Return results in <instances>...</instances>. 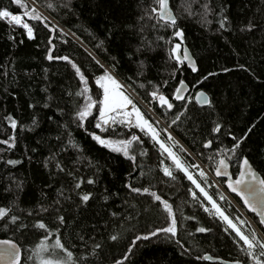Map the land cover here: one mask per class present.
Returning <instances> with one entry per match:
<instances>
[{
    "label": "trees",
    "instance_id": "1",
    "mask_svg": "<svg viewBox=\"0 0 264 264\" xmlns=\"http://www.w3.org/2000/svg\"><path fill=\"white\" fill-rule=\"evenodd\" d=\"M37 2L43 15L48 17L45 23L50 27L56 25L53 31L24 17L34 30V39H28L21 26L0 19V141L13 138L11 148L0 143V207L10 206V214L20 217L16 224L0 220V240H14L20 245L23 257L19 264H38L34 248L44 233L33 225L36 219H41L51 228L56 214L65 218V224L57 222L60 231L53 232L48 239L55 241L60 236L61 242L73 252V258L79 261L83 255L88 264H114L115 260H120L121 264H227L235 258L244 259L232 242L234 234L224 231L225 225L220 219L204 212L201 203L207 202L203 197L194 200L188 193V188L197 193L198 190L182 178V173L173 168L177 175L175 181L163 175L159 162L164 160L168 165L171 161L165 159L166 154L161 156L158 145L153 147L138 129L114 124L101 132L95 128L93 117L98 115L95 107L93 115L85 120L84 128L72 123L74 108L86 103L82 96L75 95L82 87L79 78L66 61L46 57L66 55L81 67L89 79L88 94L93 101L99 98L93 82V77L99 74L96 61L105 67L116 63L118 78L155 117L146 109L145 115L158 130L165 129V125L182 142L187 150L181 153L186 163L208 164L212 154L223 152L234 143L228 133L239 138L247 132L235 154L228 153L233 174L238 173L239 160L246 156L264 177L262 0H198L192 5L193 11H198L205 2L213 9V14L207 17L211 23L207 25L201 24L198 16L183 12L180 7L183 0H171L177 26L183 33L182 42L172 36L171 28L153 30L151 24L155 21H147L144 31H140L146 24V19H141L144 11L149 6H157L153 0ZM48 3L54 7L48 8ZM65 3L69 7H64ZM221 6H226L221 15L228 17L225 29L219 28L221 17L214 14ZM0 8L23 14V9L11 0H0ZM249 21L256 26L250 31H241ZM158 35L165 39L157 40ZM169 38L170 42L166 43ZM149 43L151 47L144 50L142 44ZM175 43H181L180 52L183 44L189 47L196 58L197 71L193 72L186 64H180L179 70L174 71L176 63L169 59L168 48ZM50 47L51 53L48 52ZM137 61H144L146 65L142 75L136 73ZM240 64L247 71L240 69ZM225 68L229 71H223ZM180 80L190 85L191 92L184 100L175 101L173 94ZM199 89L208 93L211 106H200L194 100ZM153 90L163 94L173 108L168 109L154 100L150 95ZM6 117L16 120L15 129L10 127ZM216 123L221 124V129L213 133ZM91 132L111 139H126L136 132L148 142H133L135 151L130 150L136 157L133 162L93 141ZM161 133L166 136L165 132ZM206 140L212 141L208 148L203 146ZM145 149L147 152L142 156L140 153ZM8 160L19 163L10 165L6 163ZM57 163L64 171L56 167ZM149 169L148 177L140 175L141 170L148 172ZM210 170L213 173L214 167L210 166ZM69 172L72 175H68ZM74 177L83 180L79 189L74 187ZM88 178L94 183L87 184ZM218 181L226 189L224 180ZM126 183L135 187L150 186V191L172 204L177 218L176 238L169 239L159 233L132 244L137 235L166 226V214L158 201L148 194L130 192L124 187ZM211 184L213 181H210L209 194L222 206L217 198L218 193L223 192ZM6 188L10 191H5ZM88 192L92 193L89 201L81 203L80 194ZM233 197L246 211L242 202ZM57 199L60 203L54 205ZM41 204L51 206L49 211L41 212L38 207ZM223 205L222 209L230 217L242 216L235 204ZM248 214L264 234L258 218ZM20 223L26 227L19 228ZM196 227H207L211 231L199 233ZM111 235H118V239L111 240ZM175 239L180 240L183 248ZM94 242L101 247L92 254ZM129 246L132 251L125 258ZM205 255L212 259H203Z\"/></svg>",
    "mask_w": 264,
    "mask_h": 264
},
{
    "label": "snow or ice",
    "instance_id": "2",
    "mask_svg": "<svg viewBox=\"0 0 264 264\" xmlns=\"http://www.w3.org/2000/svg\"><path fill=\"white\" fill-rule=\"evenodd\" d=\"M156 7L149 6V9L145 10L143 15L141 16L142 20L146 19V24L142 25L140 31L143 32L145 27L147 26V21H155V23L151 24V28L153 30H158L159 28L163 29H172V36L180 38L181 42L183 40L182 30L177 26V16L174 14L173 10L170 8L169 0H153ZM198 0H183V3L180 7L183 8V12L188 16H198L199 22L203 25H207L211 23L207 19L210 14H213V9L210 7L209 3L205 2L200 4L198 11H193L192 5L197 3ZM12 4L18 5L21 9H23V17H27L29 20L38 21L40 24H43L44 28L48 29L50 32L56 28V25H50L45 23L48 20V17L44 16L40 11V6L37 0H30V2H25V0H11ZM264 3V0H262ZM48 8H53L54 5L52 3H48L46 5ZM64 7H69L68 3L63 5ZM226 6H221L218 12L214 14L220 16L219 28L225 29L226 22L228 21V17L226 15H221L224 12ZM0 19H7L9 24H15L17 26H21L26 30V34L28 39H34V30L33 27L29 25V23L25 22L20 14H14L13 12L0 8ZM256 25L251 21L248 22L247 25L241 28V31H250ZM60 31H63L60 29ZM9 39H13L9 36ZM52 37H49V42H51ZM157 40H164V36L158 35L156 37ZM166 41V43L170 42ZM154 43V42H153ZM151 47V44H142V48L147 50ZM181 49V43L172 44L171 47L168 48L169 59L175 60L176 67L174 71L179 70L180 64L184 61H187L188 66L191 68L193 72L197 71L195 63L191 56L188 55V49H183V56L178 55V51ZM48 52H52V48L48 49ZM48 60H62L66 61L71 65V68L74 70L75 75L79 78V83L82 86L80 91L76 92V96H82L86 101L85 104L75 107L73 110L74 119L72 123H76L78 127L84 128L85 120L93 115V108L98 109V115L94 116L95 119V128L100 129L101 132L106 131L107 127L113 124H119L128 129H138L140 133H143V137H147L148 141H150L153 147L158 145L159 153L161 156L166 154L165 159L171 161V164L165 165L164 160L159 162V169L163 173L165 177L170 178L172 181L177 180V175L174 174L173 168L177 173H182V178H186L197 191H194L193 188H188V193L192 196L194 200L203 197V200L210 205V208L201 203V207L204 212L208 213L209 216L218 217L220 220L224 222L226 225L224 231L231 232L234 234L232 238V242L236 245L238 251L243 254L244 259L235 258L227 264H264V235L259 234L255 229L251 232L246 233L238 227L237 223L233 222V220L225 214L222 208L217 204L214 200L213 196L209 194L206 188L199 182L193 175V173L189 170L191 169H199V165L197 164H188L182 158L179 153L186 152L187 150L179 144L170 132L167 129L158 130L153 123H151L145 115L142 113L140 108L137 106L136 101L129 95L126 94L124 83L118 78L117 75V67L116 63L105 67L99 60L96 61V64L99 65V74L93 77V82L98 90V100L93 101L92 97L89 93V79L82 72L81 67H79L76 63H74L68 56H53L51 54L46 57ZM115 61V58H113ZM118 63V62H117ZM238 67L242 70L247 71L243 64L238 65ZM146 69V65L144 61H137L136 73L137 75H142ZM223 71L227 72L229 69L225 68ZM209 75H213V73H209ZM129 79H131L129 77ZM166 83V82H165ZM199 83V82H198ZM143 87V85H140ZM185 91V83L183 80L179 81V86L176 87L175 92L173 94V98L175 101H182L185 97L182 93ZM150 95L154 100H158L159 104L162 106H166L168 109L173 108V104L169 102V100L163 95L158 94L157 90H153ZM197 103L208 104L211 106V101L204 97L203 92H197ZM32 105H29L31 107ZM47 107V105H45ZM186 107V106H185ZM6 119L10 123V127L15 129L17 127L16 120L11 117H6ZM179 119V116H177ZM175 122V121H174ZM35 123V120H33ZM221 124L216 123L212 128V132L216 133L220 131ZM250 131V129H249ZM161 132L166 133V138H162ZM67 135H71V133H67ZM91 139L98 144L102 145L105 148L110 149L112 152L121 153L124 157L131 161H135L136 157L130 154V150L132 152L135 151L133 148V142L137 144H145L148 141H145L144 138L138 135L136 132H133L126 139H111V138H103L100 135H97L95 132L89 133ZM229 136L232 137L234 143L230 148L223 149V152L220 153L221 159L218 161L214 171L217 177H228L225 181L227 184V188L239 196L240 200L243 201L244 206L248 208L250 211L255 212L257 216H259V224L264 226V179H261L257 174L253 171L252 167L249 164L247 158H241L239 160V174L233 179L228 173V160L230 157L227 155L228 153L235 154L236 149L240 147L241 141L247 136V132L236 138L232 136L231 133H228ZM13 138L9 137L7 140L0 141V143L8 145L9 148L13 146L12 141ZM212 141L206 140L204 141V147L208 148L211 145ZM73 146L76 145L73 142ZM179 149V152L174 150V148ZM147 150H142L141 155H145ZM212 157H210L211 159ZM7 164L15 165L18 164L19 161L16 160H8ZM47 166V164L45 165ZM56 167L60 169V171H64L59 163L56 164ZM151 169L148 172L141 170L140 175L142 177H148ZM68 175H72L71 172ZM199 177L204 183H207L206 173L200 169ZM154 178V177H153ZM74 179H76L74 177ZM82 179H76L74 187L79 189L81 187ZM94 183L92 178L87 179V184L91 185ZM124 187L128 188L132 193H144L148 194L152 200L158 201L159 206L162 207L163 212L166 214L165 216V225L156 227L154 230L148 231L146 234L140 236L137 235L135 240L132 241V244H135L138 240H148L150 237H156L159 233L165 234V236L169 239H173L177 237V218L173 212V206L166 199H162L160 195H158L155 191H150V186L145 187H135L131 184H125ZM17 190H19L20 185H16ZM5 191H10V189H5ZM60 195L63 196V192H60ZM92 193H83L80 194V202H88ZM107 197H105L106 199ZM224 197L221 196V199ZM14 203V202H13ZM59 199L53 201V204H59ZM41 212H48L49 207H45L44 205L38 206ZM53 211H57L53 208ZM11 207L4 206L0 207V220H8L10 224H16V222L20 219L17 215H11ZM28 215H32V212L29 211ZM113 216L116 213H112ZM188 219H194V217H188ZM58 225L65 224V218L59 214H56L53 219V227H49L41 219H36L33 227L39 230H43L44 235L40 239L39 243L35 245L34 254L38 261V264H88L87 258L85 256H81L80 260L77 261L73 258V252L69 251L68 248L61 242V237L57 236L53 244L49 245L47 243L48 237L53 234V232H59ZM240 224L246 223L245 221H240ZM8 225L6 224L5 227ZM26 227L23 223L19 224V228ZM196 232L204 233L209 232L211 229L207 227H196ZM191 235V233H189ZM111 240L115 241L118 239V235H111L109 237ZM81 240L84 239L83 236L80 237ZM175 243L183 248L179 239H175ZM101 245L99 243H93L92 254L95 253V250L100 248ZM51 250V251H50ZM55 250H59L64 253L63 256L59 254L53 255ZM131 246L128 247V251L124 253V257L127 258L128 252H131ZM199 258V257H198ZM205 260L212 259L207 255L202 257ZM20 261V249L17 247V244L12 240H0V264H19ZM114 264H121L120 260H115Z\"/></svg>",
    "mask_w": 264,
    "mask_h": 264
},
{
    "label": "rangeland",
    "instance_id": "3",
    "mask_svg": "<svg viewBox=\"0 0 264 264\" xmlns=\"http://www.w3.org/2000/svg\"><path fill=\"white\" fill-rule=\"evenodd\" d=\"M40 11H41V9H40ZM42 12V11H41ZM43 13V12H42ZM14 14H20V13H14ZM44 14V13H43ZM21 16H22V18H24L23 17V14H20ZM7 20V19H6ZM8 21V20H7ZM181 50V49H180ZM180 50L178 51V55H179V52H180ZM122 81V80H121ZM124 85H125V90H126V94H129L135 101H136V103H137V106L140 108V110L142 111V113L145 115V112H144V109H146V111L148 110L149 111V113H151V115H153L154 117H155V115L150 111V109L147 107V105L141 100V99H139L136 95H134L135 93H131V91H129V89H128V87L126 88V84L124 83ZM145 117L151 122V123H153L154 124V126H156V124L151 120V119H149L146 115H145ZM159 122L161 121L160 119H157ZM114 125V124H113ZM110 126H112V125H110ZM157 127V126H156ZM164 128L165 129H167V131L168 132H170L171 134H172V136L177 140V141H179V144L180 145H182L183 147H184V145L182 144V142L176 137V136H174V134L169 130V128L167 127V126H165L164 125ZM161 135H162V137L163 138H166V136H164V134L163 133H161ZM174 150H176V151H178L179 152V149H178V147L177 148H174ZM220 153H222L221 151H218V152H216L215 154H212L210 157H212L211 159L209 158V162H208V164H203V163H201V162H197L196 164L197 165H199V169H189V170H191V172L193 173V174H195L194 176H195V178L199 181V182H201L202 183V185L206 188V190L209 192V188H210V181H213V184H211V185H215L217 188H220L221 189V191L223 192V194L222 193H218V201H220L221 202V204H222V206H224L223 205V203L227 206V207H229V203L231 204V203H233V204H235L237 207H239L238 206V204L236 203V200L234 199V197H233V195H231L223 186H222V184L218 181V180H214V177H213V173H212V171L210 170V166H213L214 168H215V166L217 165V163H218V161L221 159V155H220ZM181 156H182V154L181 153H179ZM228 155V154H227ZM229 156V155H228ZM188 164H190V163H188ZM200 169H202L205 173H206V178H207V183H204V181L203 180H201V178L199 177V170ZM221 196H223L224 198L223 199H221ZM216 200V199H215ZM228 201V202H227ZM218 203V202H217ZM218 205L222 208V206L218 203ZM205 206H207V207H209L210 208V205H208V204H205ZM239 210L241 211V213H242V216H235V217H232L231 219L235 222V223H237V225H238V227H241V229L243 230V231H245L246 233H249V232H251L253 229H255L259 234H261V235H264L262 232H261V230L258 228V226L254 223V221L251 219V217L249 216V214L245 211V210H243L242 208H240L239 207ZM218 218V217H217ZM219 219V218H218ZM222 221V220H221ZM240 221H245L246 223H244V224H240L239 222ZM223 222V221H222ZM224 223V222H223ZM225 225V224H224ZM225 227H226V225H225ZM47 243L49 244V245H51V244H53L54 243V241H50L49 239H48V241H47ZM51 251V250H50ZM55 254H59L60 256H63V254L64 253H62V252H60L59 250H55V252L53 253V255H55ZM38 262V261H37Z\"/></svg>",
    "mask_w": 264,
    "mask_h": 264
},
{
    "label": "water",
    "instance_id": "4",
    "mask_svg": "<svg viewBox=\"0 0 264 264\" xmlns=\"http://www.w3.org/2000/svg\"><path fill=\"white\" fill-rule=\"evenodd\" d=\"M169 5H170V8L173 10V8H172V6H171V0H169ZM173 12H174V10H173ZM174 14H175V12H174ZM175 15H176V14H175ZM184 48H187V49H188V55L192 57V59H193V61H194V63H195V66H196V68H197V70H198V65H197L196 58L194 57V55L192 54L191 50L189 49V47H188L186 44H183L182 51L179 53V55H180V56H183V54H184V53H183V49H184ZM182 64H186V66H187L189 69H191V68L188 66V64H187V61H184ZM184 83H185V91L182 93V95H183L184 97H187V96L190 94V92H191V87H190V85H189L187 82H184ZM197 92H203V93H204V97L207 98V99L209 100V95H208V93H207L206 91L202 90V89H199V90H197V91L195 92V94H194V100H195L196 102H197V96H196V93H197ZM197 104H199L200 106H205V105H207V104H203V103H197ZM210 146H211V145H210ZM210 146H209V147H210ZM243 158H247L248 161H249L250 166L252 167L253 171L257 174V176H259L261 179H264V177L262 176V174H261V173L255 168V166L253 165V163L251 162V160H250L248 157H246V156H244ZM228 164H229V167H228V173H229V175H230L233 179H235V177L239 174V170H238V173H237L236 175H234V174H233V171H232V165H231L230 159L228 160ZM215 167H216V166H215ZM214 169H215V168H214ZM213 177H214V180H219V179L224 180V184H225V187H226L227 191H228L231 195L237 197V198L240 200L239 196H237L235 193L231 192V191L227 188V184L225 183V181L228 179V177H217V176L215 175V171H213ZM240 201H241L242 204L244 205L243 201H242V200H240ZM244 207H245V206H244ZM245 209H246V211H247L248 213L255 215V216L258 218V220L260 219L259 216H257L255 212L250 211V210H249L248 208H246V207H245ZM262 227H263V229H264V226H262ZM12 241H13L14 243H16V244H17V247L20 249V261H19V263H20V262L22 261V257H23L22 248L20 247V245H19L16 241H14V240H12Z\"/></svg>",
    "mask_w": 264,
    "mask_h": 264
},
{
    "label": "bare ground",
    "instance_id": "5",
    "mask_svg": "<svg viewBox=\"0 0 264 264\" xmlns=\"http://www.w3.org/2000/svg\"><path fill=\"white\" fill-rule=\"evenodd\" d=\"M128 86H126V88H127ZM128 89H129V87H128ZM129 91H131L130 89H129ZM131 93H133L132 91H131ZM135 95V94H134ZM175 136V135H174ZM194 175V174H193ZM195 177V176H194ZM218 204V203H217ZM223 210V209H222ZM224 211V210H223ZM225 212V211H224ZM225 214L226 215H228L226 212H225ZM229 216V215H228ZM230 217V216H229ZM231 218V217H230ZM234 222V221H233Z\"/></svg>",
    "mask_w": 264,
    "mask_h": 264
}]
</instances>
